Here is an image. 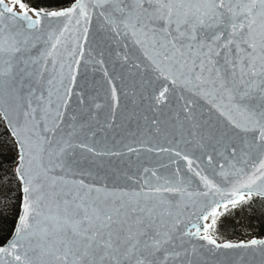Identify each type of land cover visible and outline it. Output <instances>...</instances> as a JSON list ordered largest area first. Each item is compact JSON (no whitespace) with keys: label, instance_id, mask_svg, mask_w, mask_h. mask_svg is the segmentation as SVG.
<instances>
[{"label":"snow or ice","instance_id":"obj_1","mask_svg":"<svg viewBox=\"0 0 264 264\" xmlns=\"http://www.w3.org/2000/svg\"><path fill=\"white\" fill-rule=\"evenodd\" d=\"M264 0H0V264H264Z\"/></svg>","mask_w":264,"mask_h":264},{"label":"rangeland","instance_id":"obj_2","mask_svg":"<svg viewBox=\"0 0 264 264\" xmlns=\"http://www.w3.org/2000/svg\"><path fill=\"white\" fill-rule=\"evenodd\" d=\"M43 2H47V0H43ZM258 209L261 214L264 213L262 206L258 207ZM256 216L252 214L249 208L238 218H234L231 215L221 218L219 223L221 239L239 241L259 236L258 229H264V227L257 222Z\"/></svg>","mask_w":264,"mask_h":264},{"label":"trees","instance_id":"obj_3","mask_svg":"<svg viewBox=\"0 0 264 264\" xmlns=\"http://www.w3.org/2000/svg\"><path fill=\"white\" fill-rule=\"evenodd\" d=\"M66 2V1H65ZM262 206V208H263V210H264V202H260V203H257V204H255V205H253L251 208H250V211L252 212V214L255 216V215H257L256 216V220H257V222L260 224V225H262L263 227H264V213L263 214H261V212H259V209H258V207H261ZM261 226V227H262ZM260 228V227H259ZM258 232H259V236H257V237H264V229H258Z\"/></svg>","mask_w":264,"mask_h":264}]
</instances>
